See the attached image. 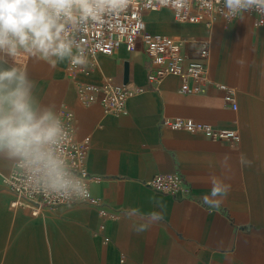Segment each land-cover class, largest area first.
<instances>
[{"label": "crops", "instance_id": "crops-1", "mask_svg": "<svg viewBox=\"0 0 264 264\" xmlns=\"http://www.w3.org/2000/svg\"><path fill=\"white\" fill-rule=\"evenodd\" d=\"M160 10L144 15L146 28L184 40L183 50L193 58L192 40L209 38V76L234 88L237 109L226 106L212 85L201 94H181L178 78L167 76L155 89L128 98L124 114L106 115L97 103L76 99L64 75L68 53L43 56L17 42L25 56L0 57V70L25 75L37 117L47 112L55 121L61 108L73 112L75 138L89 136V192L109 216L82 203L35 216L10 208L12 195L1 178L19 155L0 148V264H264V26L253 27L244 13L210 27L179 23L170 10ZM147 64L141 47L119 46L111 55L97 54L81 78L145 87ZM163 117L233 129L240 140L231 146L171 130L160 124ZM166 173L183 178L186 197L143 184ZM214 183L230 185L225 197L212 196ZM206 197L210 204L221 202L212 206ZM160 212L163 218L153 222L151 214ZM101 222L103 231L93 235ZM143 224L149 226L137 231Z\"/></svg>", "mask_w": 264, "mask_h": 264}, {"label": "built area", "instance_id": "built-area-1", "mask_svg": "<svg viewBox=\"0 0 264 264\" xmlns=\"http://www.w3.org/2000/svg\"><path fill=\"white\" fill-rule=\"evenodd\" d=\"M90 3L93 7L91 14H83L74 6L73 19L61 18L65 25L61 35L71 45L64 75L71 82L80 103H97L106 115H122L126 112L128 98L145 89H155L165 77L173 76L179 80V93L201 94L212 85L222 92L226 106L237 109L234 88L213 81L209 76V38L192 40L197 51L193 58L183 50L184 40L152 32L146 28L144 20L148 12L168 9L176 22L210 27L217 19L233 18L223 15V0H90ZM244 14L250 17L253 27L264 26V15L256 11ZM119 46H124L127 51L138 47L143 49L148 62L145 87L119 83L111 77H103L98 83L81 78L89 74L97 54L111 55ZM9 55L18 56L9 46L0 48V57ZM79 60L84 62L79 63ZM54 122H58L60 134L50 142L33 146L26 156H18L9 172L2 176V184L12 195L10 208L26 209L35 216L60 206L82 203L95 207L101 218L108 217V211L98 198L91 194L85 198L74 189L78 184L89 192L90 176L85 167L89 136L81 140L75 138L74 114L66 107L60 109ZM160 124L171 130L201 135L212 142L225 141L231 146L240 140L236 130L215 128L191 118L163 117ZM143 184L174 198H184L188 194V188L178 173L155 174ZM103 229L101 222L92 234H100ZM102 238L104 243L108 242L107 236Z\"/></svg>", "mask_w": 264, "mask_h": 264}, {"label": "clouds", "instance_id": "clouds-1", "mask_svg": "<svg viewBox=\"0 0 264 264\" xmlns=\"http://www.w3.org/2000/svg\"><path fill=\"white\" fill-rule=\"evenodd\" d=\"M223 15L243 18L245 12L256 11L264 15V0H223ZM78 7L81 13L91 14L90 0H0V48L11 46L15 41L30 43L31 49L43 56L63 58L71 50L61 33L65 31L62 17L73 19L72 10ZM83 63V60H79ZM24 74L17 75L15 69L0 70V148L6 147L12 154L24 157L30 148L52 141L60 134L58 122L51 113L37 117L30 103V91L26 87ZM7 104L5 111L4 105ZM75 191L88 198L90 193L78 184ZM230 185L214 183L213 197H225ZM205 198V203H208ZM220 200L210 205L218 207ZM164 207V205H163ZM153 222L163 218V212L152 213ZM148 224L141 225L142 231Z\"/></svg>", "mask_w": 264, "mask_h": 264}, {"label": "rangeland", "instance_id": "rangeland-1", "mask_svg": "<svg viewBox=\"0 0 264 264\" xmlns=\"http://www.w3.org/2000/svg\"><path fill=\"white\" fill-rule=\"evenodd\" d=\"M161 11H165V10H158V11H156V12H152L151 14H155V13H160ZM169 15H170V13H169ZM236 17V16H235ZM235 17H233L232 19H229V20H221L222 21V23H228V22H230L231 20H233ZM148 20V19H147ZM151 23H149L148 22V26L150 25ZM16 45V44H15ZM15 45L14 46H12V50H14V51H16V52H18L19 53V55L18 56H13V55H9L8 57L10 58V59H15V58H20V56H22V54H23V52H20V50H18L16 47H15ZM22 53V54H21ZM24 55V54H23ZM25 56V55H24ZM28 215H29V213L27 212V211H25Z\"/></svg>", "mask_w": 264, "mask_h": 264}, {"label": "bare ground", "instance_id": "bare-ground-1", "mask_svg": "<svg viewBox=\"0 0 264 264\" xmlns=\"http://www.w3.org/2000/svg\"><path fill=\"white\" fill-rule=\"evenodd\" d=\"M16 52V51H15ZM16 53H18V52H16Z\"/></svg>", "mask_w": 264, "mask_h": 264}]
</instances>
